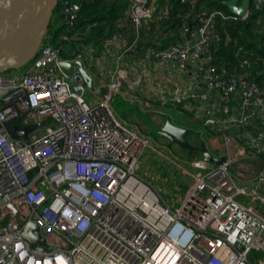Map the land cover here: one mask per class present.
<instances>
[{"label": "built area", "instance_id": "2783aa9c", "mask_svg": "<svg viewBox=\"0 0 264 264\" xmlns=\"http://www.w3.org/2000/svg\"><path fill=\"white\" fill-rule=\"evenodd\" d=\"M127 3L98 53L82 44L63 58L61 47L44 41L17 74L0 73V264H264L263 256L251 258L254 251L264 253V214L240 199L247 188L229 170L235 157L264 155V86L246 71L230 72L213 62V47L223 39L217 16L228 17L218 10L196 14L182 30L184 42L162 47L145 38L149 22L159 25L168 18V1ZM255 7L264 13V0H255ZM80 9V3L63 0L68 27L63 41L83 39L90 31L91 26L80 31L76 26ZM126 57L149 63L152 75L167 67L170 79L182 76L168 96L157 95V104L192 101L189 113L224 140L222 166L191 160L199 171L179 206L165 202L138 174L148 148L174 164L179 157L154 147L112 107L127 74ZM108 59L113 63L106 73L108 92L98 101L86 97L76 69L66 75L59 65L82 60L93 76L94 67ZM250 66L243 54L238 69ZM131 99L144 111L163 114L155 104L150 109V99L137 101L133 93ZM40 122L27 139L10 134L13 125ZM258 200L264 204V197ZM10 203L21 223L5 209ZM28 223L39 227L34 234L47 246H31L23 237Z\"/></svg>", "mask_w": 264, "mask_h": 264}, {"label": "trees", "instance_id": "16d2710c", "mask_svg": "<svg viewBox=\"0 0 264 264\" xmlns=\"http://www.w3.org/2000/svg\"><path fill=\"white\" fill-rule=\"evenodd\" d=\"M81 4L79 18L77 20V28L85 29L91 26L87 35L83 39L72 40L66 42L61 39V35L66 32L67 25L63 21V0H59L54 10L51 22L48 26V32L44 41H49L56 47H61V57L71 58L73 49L80 47L82 44H88L94 41V46L100 48L101 40L110 35L115 30V22L117 19L125 15L127 8V0H71ZM168 1L169 16L162 18L159 22V28L155 24L149 22V38L151 44L155 41H161L162 47L168 44L184 42L182 30L184 26H189L195 22L194 16L205 11L218 10L222 11L228 18L217 16L216 28L219 30L222 41L213 47V62L218 66H225L230 72L245 71L250 74V79L264 86V13L262 9L255 7V0H250L249 14L246 18L236 16L225 5L226 0H159L160 4ZM242 3V0H240ZM97 25H94L96 24ZM110 33V34H109ZM238 51L242 56H237ZM243 54L247 58L251 66L245 69L239 68ZM10 71V70H8ZM6 71L5 73H7ZM179 107L183 113H187L181 105ZM187 115H189L187 113ZM199 125L196 131H191V136L196 137L197 131L203 129L204 132L211 134V130L203 127L201 122L196 121ZM262 156V155H258ZM263 256L262 253L254 251L251 258Z\"/></svg>", "mask_w": 264, "mask_h": 264}, {"label": "water", "instance_id": "95a60500", "mask_svg": "<svg viewBox=\"0 0 264 264\" xmlns=\"http://www.w3.org/2000/svg\"><path fill=\"white\" fill-rule=\"evenodd\" d=\"M58 2L59 0H0V73L21 68L38 55ZM224 3L232 13L240 17L246 15L250 8V0H242V3L240 0H226ZM59 65L66 75L76 69L82 75L88 90L101 98L107 96L108 89L104 86L97 87L84 61L61 60ZM112 107L118 115L123 116L122 118L131 114L142 120L150 127L151 138L162 137L177 144L181 150H185V160H190L193 155H200L202 161L216 167L227 161L225 156H215L208 149L206 142L199 137L200 134L197 144L190 143L188 136L192 130L175 124L172 117L166 113L161 114V122L156 123L152 121L151 113H143L137 103L125 100L120 94L114 96ZM43 124L40 122L22 127L13 125L10 127V134L27 139L29 133ZM5 209H11L15 222L21 223L19 212L12 203L7 204ZM34 230H39L35 223L26 224L23 237L31 246H47L46 239L40 234L35 235Z\"/></svg>", "mask_w": 264, "mask_h": 264}, {"label": "crops", "instance_id": "0c3cea01", "mask_svg": "<svg viewBox=\"0 0 264 264\" xmlns=\"http://www.w3.org/2000/svg\"><path fill=\"white\" fill-rule=\"evenodd\" d=\"M78 30L80 31L82 29H78ZM149 38L152 39V37H150V35H148V37L145 39L149 40ZM83 45H84L83 48L87 47V50L95 51V53H98L97 47L94 46V41H92L88 44L84 43ZM125 63H126V65H124V67H126L127 74L131 75L132 78H136L137 80L141 79L143 81H147V85L142 87V88L135 89L133 85H128L127 86L128 89L123 88L118 93V94L122 95V97L125 100H127L131 103H134L131 99L132 93H133V95H135L137 97V101H141V102H145L146 100H148L149 96H155V95L162 94L166 97L169 95L170 92L173 91V89H174L173 85L179 84L180 81L182 80V76H179L177 73H174L173 79H170V77H167L166 76V74H168L167 67L160 68L159 71L154 72V74L152 75L151 65L149 63L137 64V63L132 62L129 57H126ZM112 68H113V63L109 59L105 60L104 63H102L101 65H97V67H94V69H96V70L93 73V76H94V79L96 81V85L98 87H103V86L105 87L106 86V78H107L106 73H108L109 71H112ZM95 73H97V74H95ZM124 82L125 83L123 85H125L127 83L126 81H124ZM148 85H149V87H148ZM90 97L94 101L95 100L98 101L101 98L98 95H91ZM135 103L138 104V102H135ZM172 103L173 104H171V105L177 106L178 109H181L179 107V105H181L183 109L188 111L190 104H192L193 102L189 101V100H185L184 102H182L180 104H175V102H172ZM141 111L143 113L146 112L142 108H141ZM150 115H151L152 121L159 123L157 121V118L154 117V115L152 113ZM169 116L172 117V119H173L172 115H169ZM129 117H130V119H132L131 121L133 122V125L131 126V128L134 131H137L144 136L150 137V134H149L150 133V127L147 124H145L142 120H140L135 115H131V114L129 115L128 114L125 118L129 119ZM125 118H122V119L125 120ZM173 122H174V119H173ZM125 124H127V123H125ZM175 124H177V123H175ZM143 125H145L149 129L148 131H146V133H145V130L141 128V127H143ZM180 126L187 127L193 131H196L194 127H188V126H184V125H180ZM196 133H197V136H198V134H200V136L207 134L206 136H208V137L206 138L207 140H205V142L207 144L208 149L215 156L221 157L220 155L217 154L218 150L221 149V145H222L221 141L219 140V139H221L220 137L214 136V135L208 134L207 132H202V131H197ZM150 139H151L152 145L154 147L157 146V147L165 148V152L170 153V157L174 158V155H173L171 150L174 149V146L176 145L175 143H171L169 140L164 139L162 137H156V138L150 137ZM247 157L248 158L242 157V159H244V161L241 163L240 162L237 163V165H232L229 170L231 172L235 173L237 175L236 177L239 178V181L236 179V182L238 183V185L244 186L245 188H247V193H246V195L241 196V200L244 202H252L264 214V204L260 200H258L259 197H264V180H261L259 178V174L264 173V155H262V156L251 155V156H247ZM164 164L165 163H163L162 167L164 166ZM160 178H162V177L160 176ZM168 179L169 178L166 177L164 179V182H166ZM253 191H255L257 193L256 197H254L251 194V192H253Z\"/></svg>", "mask_w": 264, "mask_h": 264}, {"label": "rangeland", "instance_id": "374dc122", "mask_svg": "<svg viewBox=\"0 0 264 264\" xmlns=\"http://www.w3.org/2000/svg\"><path fill=\"white\" fill-rule=\"evenodd\" d=\"M155 27L158 28L159 25H155ZM19 70H20V68L12 69V70L7 72V75L17 74L19 72ZM136 80H137L136 78H132L131 75L126 74L124 81L127 82L126 83L127 85L122 84L123 86H121V90L123 88L128 89V87H127L128 85H133L135 89H139V88H142V87L147 85V81H143V80H141V82L138 83L137 85H134ZM123 83H125V82H123ZM176 86L177 85H173V88H174L173 91L175 90ZM148 87H149V85H148ZM91 95H95V94L93 93V91L87 90L86 97L91 98L90 97ZM148 99H150V103L152 104L149 106L152 111L154 110L153 104H155V108H156L155 110L157 112L161 111V113L163 112V113L172 115L174 122L177 123L178 125H184V126L195 127V128L199 127L198 123L196 122L198 120H196V119L194 120L193 119L194 117L185 109L184 110L189 115H187V113H183L181 110L178 109L177 106L171 105L170 103H164V104L158 103L157 104V102L160 101L159 96H157V95L149 96ZM153 115H154V117L157 118L158 122H161V118H159V116H157L155 114H153ZM118 117L121 118V120L124 123H127V125L129 127H131L133 125V122L131 121L132 119H130V117H129V119H126L124 117L125 120L122 119L123 116L118 115ZM201 125L203 127H205L202 123H201ZM141 128L145 130V133H146V131L149 130L145 125H143V127H141ZM200 131L204 132L203 129H200ZM206 135L207 134L200 136V137L205 141V140H207L206 138L208 137ZM211 135L217 136V135L213 134L212 132H211ZM188 140L192 144H194V143L197 144L199 139H196L195 137L189 135ZM219 140L221 141L222 145H221V149L218 150L217 154L222 156L223 153L225 152L224 146H223L224 140H222V139H219ZM171 151L175 155L178 154L177 156L179 158H177L178 160H176V164L172 163L168 158L162 157L160 154H157L152 149L148 148L146 150L143 158H142L141 165H140V168L138 170V174L142 175L146 180L152 181L151 183L154 184V186L162 194L163 200L165 202L171 204L173 207H175V206L181 205L182 200L187 195V193L191 190V187L194 183V176H193L194 173L199 171L198 168H196L195 166L192 165L191 160L192 159L200 160L201 156L200 155H195V156L193 155L190 158L191 162L190 161L186 162V160L184 158L186 153L184 151H182L178 147L177 144L174 146V149H172ZM244 158H248V157L246 156ZM243 161H244V159H242V157H235L232 160L231 165H237V163H239V162L241 163ZM163 163H165V164L162 167ZM177 164H179V166H181V167L176 166ZM233 174H234L235 178L239 181V178L236 177L237 175L235 173H233ZM160 176L162 178H160ZM166 177L169 179L166 182H164V179ZM240 199H241V197H240ZM2 217H3V213L0 211V219ZM263 258H264V253H263ZM260 263H261L260 261H257L256 264H260Z\"/></svg>", "mask_w": 264, "mask_h": 264}, {"label": "flooded vegetation", "instance_id": "af4514ba", "mask_svg": "<svg viewBox=\"0 0 264 264\" xmlns=\"http://www.w3.org/2000/svg\"><path fill=\"white\" fill-rule=\"evenodd\" d=\"M185 152V150H183Z\"/></svg>", "mask_w": 264, "mask_h": 264}]
</instances>
